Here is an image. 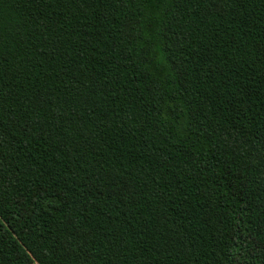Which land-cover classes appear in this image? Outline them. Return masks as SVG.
<instances>
[{
    "label": "trees",
    "instance_id": "obj_1",
    "mask_svg": "<svg viewBox=\"0 0 264 264\" xmlns=\"http://www.w3.org/2000/svg\"><path fill=\"white\" fill-rule=\"evenodd\" d=\"M0 264H264V0H0Z\"/></svg>",
    "mask_w": 264,
    "mask_h": 264
}]
</instances>
